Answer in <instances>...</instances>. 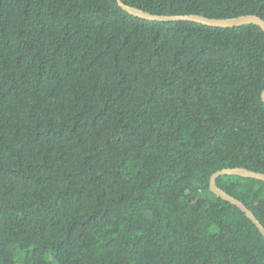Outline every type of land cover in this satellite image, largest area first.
<instances>
[{"label": "trees", "instance_id": "obj_1", "mask_svg": "<svg viewBox=\"0 0 264 264\" xmlns=\"http://www.w3.org/2000/svg\"><path fill=\"white\" fill-rule=\"evenodd\" d=\"M121 1L264 20V0ZM263 90L257 25L0 0V264H264V236L209 186L264 173ZM216 182L264 226V181Z\"/></svg>", "mask_w": 264, "mask_h": 264}, {"label": "water", "instance_id": "obj_2", "mask_svg": "<svg viewBox=\"0 0 264 264\" xmlns=\"http://www.w3.org/2000/svg\"><path fill=\"white\" fill-rule=\"evenodd\" d=\"M118 5L127 11L129 14L134 15L139 18H143L149 21H178V20H184V21H193L197 23H201L208 26H215V27H236L240 25L245 24H254L259 26L263 32H264V20L258 15V13L255 14H249V15H242L234 18H227V19H220V18H209L202 15L192 14V15H156L151 14L149 12H146L142 9L129 6L125 3H123L121 0H117ZM262 100L264 101V90L261 94ZM221 175H239L245 178H253L256 180L264 181V173L262 172H256L253 170H249L247 168L242 167H235L230 169H222L217 172H215L209 182L210 190L216 194L218 197H221L222 199L232 203L233 205L237 206L241 211H243L246 216L256 225V227L259 229L261 234L264 236V226L259 222V220L255 217L253 212L240 200L237 198L231 196L227 192H225L223 189L218 187L217 185V178Z\"/></svg>", "mask_w": 264, "mask_h": 264}, {"label": "rangeland", "instance_id": "obj_3", "mask_svg": "<svg viewBox=\"0 0 264 264\" xmlns=\"http://www.w3.org/2000/svg\"><path fill=\"white\" fill-rule=\"evenodd\" d=\"M49 257V256H48ZM51 257H49V260H50ZM54 264H57V263H54Z\"/></svg>", "mask_w": 264, "mask_h": 264}]
</instances>
